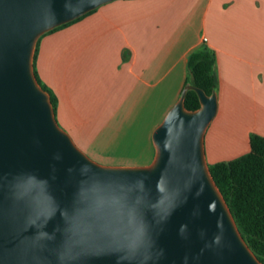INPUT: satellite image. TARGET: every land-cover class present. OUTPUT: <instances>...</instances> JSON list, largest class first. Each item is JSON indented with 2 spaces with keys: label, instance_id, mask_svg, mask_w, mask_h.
Instances as JSON below:
<instances>
[{
  "label": "water",
  "instance_id": "water-1",
  "mask_svg": "<svg viewBox=\"0 0 264 264\" xmlns=\"http://www.w3.org/2000/svg\"><path fill=\"white\" fill-rule=\"evenodd\" d=\"M111 1L0 0V264H263L206 160L215 91L183 87L145 166L99 164L58 124L37 41Z\"/></svg>",
  "mask_w": 264,
  "mask_h": 264
},
{
  "label": "crops",
  "instance_id": "crops-1",
  "mask_svg": "<svg viewBox=\"0 0 264 264\" xmlns=\"http://www.w3.org/2000/svg\"><path fill=\"white\" fill-rule=\"evenodd\" d=\"M200 47L214 58L212 143H246L247 154L250 135L264 137V0H114L42 36L35 69L57 98L55 117L65 122L95 106L92 77L135 84L129 116L137 126L151 125L150 134L157 124L151 116L159 112L162 121L177 101L188 57Z\"/></svg>",
  "mask_w": 264,
  "mask_h": 264
},
{
  "label": "rangeland",
  "instance_id": "rangeland-1",
  "mask_svg": "<svg viewBox=\"0 0 264 264\" xmlns=\"http://www.w3.org/2000/svg\"><path fill=\"white\" fill-rule=\"evenodd\" d=\"M123 58L125 60V54ZM39 79L41 80L40 77ZM102 80L94 77L90 80L89 87L95 92L91 94L89 101L95 102V106L82 110V115L75 120L65 122L56 117L58 124L65 131H70L75 144L99 164L109 166L149 164L154 156L149 140L151 125L137 126V118L129 116L134 114L131 107L136 105L138 86L129 82L120 83L118 80L109 82ZM41 82L50 89L42 80ZM158 113L151 116L153 122L157 123L156 126L161 122ZM210 126L205 135V151L209 165H213V161H230L247 152L248 145L242 142L213 144L214 125Z\"/></svg>",
  "mask_w": 264,
  "mask_h": 264
},
{
  "label": "trees",
  "instance_id": "trees-1",
  "mask_svg": "<svg viewBox=\"0 0 264 264\" xmlns=\"http://www.w3.org/2000/svg\"><path fill=\"white\" fill-rule=\"evenodd\" d=\"M93 11L58 26L42 36L64 28ZM40 38L37 41L34 54V73L41 87L50 94L53 109L56 112L57 98L41 82L35 69ZM213 59V53L208 48L200 47L194 50L188 57V78L185 85L192 84L199 87L208 95L215 91L216 81L212 75ZM184 105L188 110H195L199 107L195 91L188 90L186 92ZM208 167L233 215L241 236L252 252L264 264V137L251 134L247 154L230 161L218 162L213 165L208 164Z\"/></svg>",
  "mask_w": 264,
  "mask_h": 264
}]
</instances>
